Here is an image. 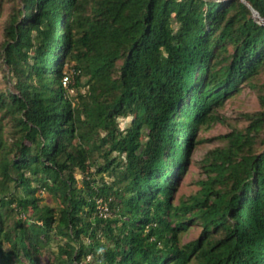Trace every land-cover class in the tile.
Returning a JSON list of instances; mask_svg holds the SVG:
<instances>
[{
    "label": "trees",
    "instance_id": "16d2710c",
    "mask_svg": "<svg viewBox=\"0 0 264 264\" xmlns=\"http://www.w3.org/2000/svg\"><path fill=\"white\" fill-rule=\"evenodd\" d=\"M13 1L2 42L17 92L0 89V264H43L55 238L64 241L54 264H264V148L245 147L251 131L214 150L211 184L221 187L173 202L199 129L264 71V0H245L258 19L244 0ZM71 63L75 83L88 76L81 108L63 84ZM77 169L88 173L82 186ZM104 172L111 183L98 182ZM42 189L57 210L40 202ZM197 221L200 237L182 245Z\"/></svg>",
    "mask_w": 264,
    "mask_h": 264
},
{
    "label": "rangeland",
    "instance_id": "374dc122",
    "mask_svg": "<svg viewBox=\"0 0 264 264\" xmlns=\"http://www.w3.org/2000/svg\"><path fill=\"white\" fill-rule=\"evenodd\" d=\"M14 4L13 0H4L0 7V89L17 92L9 65L5 61L2 47V42L4 40V21L11 12ZM254 16L257 19L259 18L258 15ZM65 70L68 72L69 78L65 84L64 77L63 84L68 85L69 82L72 84V87L68 90V95L71 98L73 105L81 108L85 103H90L91 97L87 85L88 76L85 74L82 75L80 82L75 83V72L72 63L68 64ZM255 84V86L243 84L242 89L239 92L229 96L222 106L214 108L213 112L217 115V120L213 121L210 125H204L199 129L196 136L198 143L193 148L184 174L179 178L177 190L175 191L173 198L174 203H178L180 200H187L197 194L200 195L203 186L206 183L211 184L212 178H214L217 173L214 169L216 167H214L212 163L216 162L219 155L218 152L214 150L227 149L233 143L238 132L246 134L251 131L245 147L253 146V151L257 153L264 148V71L258 75ZM82 117L84 118L85 116L83 115ZM257 117L263 118V127L258 132L248 129L250 125L255 122V118ZM117 122L121 129H126L130 126L131 118L121 116L117 118ZM7 138L10 142L13 141V138L9 137V134L7 135ZM105 148H107V146ZM118 155L119 153L117 151H113L110 157L116 159ZM94 157L99 161L104 160L99 151L95 152ZM89 165L90 169L95 171L96 165L92 163H89ZM75 174L78 178V185L82 186L83 178L88 175L87 171L82 172L80 169H77ZM103 176L104 179H101L100 175L95 174L99 183L103 180H105L106 183H111L115 178L113 173L108 172H104ZM212 184L216 188L221 187L219 181H215ZM10 186L15 193L21 192L15 182H10ZM37 196L40 198L42 204H48L57 210L59 203L55 196L48 190L42 189L38 191ZM98 203L101 207L107 206L109 208L108 204L104 202L102 198L98 199ZM15 204V202L12 203V206H15ZM107 212L108 216L112 214L111 209H108ZM19 217L23 219L30 218L29 214L25 212H22ZM201 233V222L197 221L194 224L191 223L188 229L182 232L180 242L182 245L189 243L198 239ZM63 241H60L59 238H55V240L49 244L46 250H44V255L42 256L43 264H54L56 262L55 256L58 251V243ZM79 264L94 263L91 256H88Z\"/></svg>",
    "mask_w": 264,
    "mask_h": 264
},
{
    "label": "built area",
    "instance_id": "2783aa9c",
    "mask_svg": "<svg viewBox=\"0 0 264 264\" xmlns=\"http://www.w3.org/2000/svg\"><path fill=\"white\" fill-rule=\"evenodd\" d=\"M65 81H67V77H65ZM98 208H99V214L101 216H103V217L108 216V212L107 211H108L109 208L107 206L101 207V206L98 205Z\"/></svg>",
    "mask_w": 264,
    "mask_h": 264
},
{
    "label": "water",
    "instance_id": "95a60500",
    "mask_svg": "<svg viewBox=\"0 0 264 264\" xmlns=\"http://www.w3.org/2000/svg\"><path fill=\"white\" fill-rule=\"evenodd\" d=\"M244 2H246V3L248 4V6L252 9L254 15H258V16H259L258 12H257V11L251 6V4H249V3H248L247 1H245V0H244Z\"/></svg>",
    "mask_w": 264,
    "mask_h": 264
}]
</instances>
